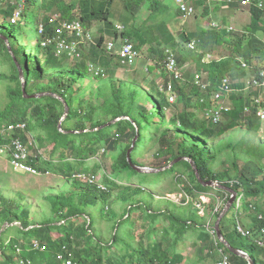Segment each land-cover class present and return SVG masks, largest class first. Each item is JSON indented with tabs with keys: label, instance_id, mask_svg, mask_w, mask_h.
<instances>
[{
	"label": "trees",
	"instance_id": "trees-1",
	"mask_svg": "<svg viewBox=\"0 0 264 264\" xmlns=\"http://www.w3.org/2000/svg\"><path fill=\"white\" fill-rule=\"evenodd\" d=\"M145 1L147 0H125V7L135 14V9L140 10L143 7ZM149 2L150 15L148 19L139 25L132 23L121 32L117 29V27H114L111 20L112 13L110 0L101 2L98 6L90 3V0H80L79 4L81 8V15L79 17L85 27L90 25L95 20L103 21L105 26L109 27L108 31L114 36V38L123 39L126 37L129 40L133 39L135 42L132 40L130 41H132L135 48L139 51V48L149 44V56L151 58L149 57V60L146 63L147 72H150L156 66L162 65H164L166 70V59L168 55L166 56L165 47L167 44L171 45L173 48H175V50H177L175 57L178 62L183 61L187 56H189L193 57L198 63H201L203 62L204 54L206 52H211V49H215L218 45L232 47L234 56L232 55L229 59H234L235 62L237 61L238 57L243 58L249 63H252V61L256 58H260V60L264 59V12L256 6L249 8L252 20L250 26H247L246 31L242 34L228 31L227 25H222L221 27L217 28H214L213 26L209 28L199 25L196 31H184L180 33L178 38H176V34H173L172 30L170 31L172 28L170 22L174 23V21H176L175 19L169 21V15L172 11L171 6L169 4L162 3L160 0H149ZM25 3H28L32 8L29 14L30 23H38V25L43 24L45 31L44 34L37 32L38 36L36 45H32L31 43L33 38L31 31L28 33L29 35L27 37H24L23 33L21 32V28L18 32L14 27L15 24L12 22H10L12 26L7 32H5V26L3 24L4 20L7 19V17H12L14 19L15 13L18 9L21 11L22 5L15 4L14 0H0V15H5L3 16V21L0 22V44L3 46L7 57L11 60L12 67L14 69V73L10 77L14 84L11 85L8 90V96L10 100L7 107H9V109L15 110L14 113L9 114L0 112V128H2L3 124L5 123L23 120L28 123V128L30 130V123L35 119V117L43 119L45 122L44 130L46 131V136L44 137L45 140L49 142H54L53 140H55V142L53 143V151L51 152L50 157H47L46 155L45 156L47 159L37 157L33 161V164L37 168L44 170L45 174H51V171H53L54 173H60L66 179L74 177L77 178L76 176L81 174L87 175L88 173L84 172V170H87L89 167L88 161L97 154V151L91 144V141L95 139L97 142L104 141L107 147H113L115 149L118 147L119 152L117 158L114 160L113 171L121 178L140 176L144 178L145 182L151 180L154 181L153 179L160 180L163 179L164 176L175 175L179 169L185 167L186 173H183L181 178L175 175L177 185L182 183L184 185L183 189L189 195L198 199V195L200 193L207 192L213 187L203 186L199 182L190 161L182 160L176 163L170 169L161 171L159 173H154L159 174L156 178L153 177L154 174L140 173L132 167L127 156L128 150L132 146L133 139L138 135L137 144L132 153L133 162L138 165H142V163L137 160L136 153H140V151L143 149V146L147 142V134L145 133L147 130H149V132L155 131L159 133L158 140L161 144L160 149L164 153L171 154V159H169V161L166 163H159V167L166 166L172 160L179 157H190L197 164L204 179H220L216 174H212L210 172L209 160L211 159V156L204 157V149L200 147V142L194 139V136L198 135L196 133H199V130L204 128L203 134L201 135L209 138L212 127L216 125H221L219 126V133L222 134L223 132L238 126H244L247 129L255 130L257 128L255 124H261L260 122H257L258 119L255 115H247L245 112V101H240L237 97L233 96L236 98H234L236 103L232 109L225 111L228 122L225 125L218 123L212 124L210 126L208 125L207 121L201 120L197 117H192V114L189 112L184 110L181 113L176 112L173 109V103H176L177 99L173 103H170L168 99L169 97L166 96L163 91H161L160 87H156L155 81H148L146 78H144L142 86H135L132 84L127 89H125L124 85L121 83H119L118 86L114 84L112 88L113 96H107L106 93L104 94L105 96L102 104L103 110L111 116V121L122 116H127V118L117 120L102 130H94L95 127L102 125V122L94 119L93 114L94 111H96L94 103H92L89 109L84 111L82 114V111L79 107L80 103L78 97L75 94V89L71 91V85H73V82L77 81V71L83 69L88 72V63L86 62L87 60L100 67L103 66L102 68L106 71L110 66L113 65V62H111L108 57L112 58L113 56L109 53H106L109 56H105L104 53H97L100 52V50L94 48L92 54L95 56V58L100 56L102 58L103 65L97 64V59L95 58L89 59L87 57L85 61V59H82V54V58L80 59L79 63H76V69H74L72 72H69L67 65L69 59L72 57H70L67 53L58 54L54 44L43 46L42 40L46 35H50L54 32V26L49 22L50 16L48 13H60L63 19L72 20L76 18V16L73 14L75 9L74 4L72 2L69 3L67 0H26ZM34 3H36V6ZM238 6L239 4L231 5V7ZM217 7L219 6H216V8ZM208 9L209 7L205 6L206 15L208 14ZM176 15L180 16V12L176 11ZM167 26L170 28H167ZM165 31L167 32L164 35ZM3 35L6 36L8 42L5 38H3ZM193 39L197 41V50H190L187 47V42ZM104 40V35L98 37L96 46L100 47ZM183 43H186L187 50L182 53L180 51L184 50L180 48H184ZM9 44L11 46L12 52L9 48ZM28 47L30 49L29 52L27 51ZM114 50L115 49L110 51L107 49V51L110 53L114 52ZM30 52H35L34 56H32V53ZM183 54H185V56ZM118 59L121 63L119 56ZM222 63L223 61L221 60L213 61L207 63V66H220ZM18 64L21 65L24 71L26 79V91L28 94L46 91L55 92L61 95L69 103L71 111L68 118L65 120L66 122H69V124L66 125V122H63V128L66 130V132L60 131L58 127L59 120L64 113V111H59L58 106L61 105L63 110H65L64 103L53 95H45L39 98L24 96L22 87L23 84L20 79ZM52 71H59L58 74L62 77V81L59 82L58 85L51 86L38 83L41 78ZM255 73V71L254 73L251 72V76ZM64 75L71 76V81L66 82V79L63 77ZM55 79L58 78L55 77ZM220 80L221 78L218 79V81ZM113 81L114 80H111L110 83ZM145 84L148 86L150 91L145 89ZM243 85L244 83L240 84V87L237 88L238 93L235 94L236 96L240 97V99H243V95L240 96L239 93V90L243 87ZM211 90L212 88H210L208 92H204L199 88L198 91H201V93L205 94L210 99ZM127 94L129 95L128 97ZM259 94V92L255 93V97ZM144 99L151 103V107L145 105ZM72 101L74 102L73 105ZM136 101H138L137 104ZM250 101L251 100H249V102ZM125 102L128 103L125 104ZM177 103H179V101ZM19 109H21L20 114L16 112V110ZM30 111H32V115L30 114ZM169 113H171L172 117H170ZM73 120H77V123L73 124V127H71L70 122ZM173 122L181 123L184 130L187 132L186 136L183 138L182 144H179L177 147L178 154L175 153V148L171 149V146L168 143L169 137L177 136V134H174L175 132H171L167 127ZM87 128L90 130L86 132L82 131ZM75 130H78L79 132H74ZM109 131H113V134H109ZM149 135V139L154 140L153 135L155 134ZM39 139L41 140V138ZM2 141L3 138L0 134V143H2ZM40 147H42V145H40ZM62 148H65L66 151L61 152L63 150ZM68 154L71 155V158L67 160ZM262 156H264V154H262ZM258 173L259 172L254 167H248L242 169L239 176L236 178H233L230 181H224L220 179V181H222V183L226 186L234 188L238 192L237 198L241 197L243 206H246L248 197L257 199L264 188V178L257 179ZM184 178H186L189 184L188 186ZM105 181V183H107L105 186L107 187L108 191L118 185V182L114 180L113 176L112 178L106 177ZM91 186H95L93 187L94 189H92ZM83 188L93 192L92 197L88 194V192L82 191L76 193L73 192L72 195H68L67 193L63 192L58 195L48 196V200L51 205V212L54 214L57 220L46 219L41 223H33V221L30 220L29 213L26 209L20 210L18 208L19 211L15 210L12 205H9L12 203V200H1L2 208L0 209V215L2 222L0 225V230L5 224H8V226L10 225L8 229L13 227H21L24 230L32 228L39 230L48 229L50 231L56 230L60 232L61 240L54 239L49 243H44L42 239L53 238L50 233L42 236V238H40L41 236L28 237L26 240H23L24 243H20L18 245V247L21 248V252L20 255H17V249L15 245L18 243L10 239L7 244V240L3 237V232L0 234V244H2V252L0 255L2 259H0V264H19L16 262V259L19 258L28 259L30 260L31 264H34V262L31 260V252H37L38 257H40V262L37 264H61V261L57 258V254L63 249L65 245L69 249V252L72 253L73 259L76 260L78 264H181L184 261V255L178 247V244L180 243L179 241L185 237L187 232L199 231L200 233H203L205 229L206 232L208 230L206 225L200 222V219L202 218L197 215L199 210L197 204L195 206L194 215L199 219H196L192 216L188 218H180L177 217L171 210H154L149 208V206H147L143 200H139L135 204H130V206L126 208L124 213L114 224V229H122V234L120 235L118 231H116L112 234L111 239L105 243L104 240L99 239L98 236L93 232L92 227H94L95 218H93L86 211V208L89 205H93L98 201L96 193L99 190V187L97 188L96 185L89 183L87 180V183L83 186ZM238 188L242 189L241 195L239 194ZM138 189L144 191L141 186ZM214 190L218 193L215 196H209L207 203H209V208L211 211H209V213L214 219L217 220L223 208L220 207L218 210H216V207L219 203V198L225 203V200L227 201L230 196H227L228 193L223 189H215L214 187ZM220 194L224 195L223 199ZM184 200H186V198H184ZM198 201L200 200L198 199ZM207 203H204L205 209L207 208ZM255 210H257L256 206ZM137 212H141L144 215L141 220H144L145 222L142 224L141 228H143L146 233H154L156 237L155 240L147 242L146 233L142 232L138 236L139 244H135L136 234L133 232L135 224L132 219V215H135ZM79 217H87L85 219L86 224L81 228L77 227V219ZM161 219H164L170 223V227L176 234V238L172 239L170 237L169 231L165 229L164 226L159 224ZM14 222H18L19 225H11ZM128 223L130 224L129 243L126 240V227ZM256 225H258V223ZM261 225H264V219L261 222ZM224 229L225 224L223 218L221 222V230L223 231ZM160 230L161 234L159 232ZM235 233L233 236H228L225 233L224 234L232 246L245 250L243 243L235 242ZM119 235L121 244L124 247L128 246L129 250L120 254L113 252L109 254L110 258L108 257V259H105L103 253L104 251L99 252V250H95L97 247L99 249L103 247H109L113 250L114 247H116L117 237ZM33 239L39 240L42 245L46 246V248L44 250L32 249L30 242ZM82 242L87 243V245L83 246V248L81 247ZM214 242L217 246L215 244L213 245L212 242V244L209 245L206 254L204 256H199L197 264H204V261H207L209 258L215 260L217 263L219 254H217L215 250L218 247L224 252L231 254V260L233 264H249L246 259L233 254L218 238H215ZM262 251V247H259L255 242L251 241V248L247 252H249L257 264H264V261L259 258Z\"/></svg>",
	"mask_w": 264,
	"mask_h": 264
},
{
	"label": "rangeland",
	"instance_id": "rangeland-1",
	"mask_svg": "<svg viewBox=\"0 0 264 264\" xmlns=\"http://www.w3.org/2000/svg\"><path fill=\"white\" fill-rule=\"evenodd\" d=\"M14 1L15 4L21 3L20 1ZM67 1L74 4L75 9L73 11V14L74 16L79 17L81 15V8L79 4L80 0ZM110 1L112 13L111 20L115 28L118 24H123L125 28L132 23L138 25L142 24L148 19L150 15L149 0L145 1L143 7L140 10L135 9V14L126 9L125 0ZM101 2H106V0H90V3H93L96 6H98ZM20 5H22V12L20 11V9H18L15 13L14 19L12 17H7V19L4 20V31L7 32L9 30V28L12 26L10 22H12L15 24L14 27L18 32L21 28V32L23 33L24 37H27L29 35L28 33L31 31L33 36L31 43L32 45H36L39 32L37 30L38 23L31 24L29 20V14L32 8L28 3L22 2ZM34 5L36 6V3H34ZM194 6L196 8V14L193 17L189 18L188 20H185L184 18L180 20L178 15H175L173 18L176 21H174V23L170 22L172 27L170 31L172 30V33L176 34V38H178L180 36V33L184 31H196L199 25L209 28L212 26L214 28H217L213 25L214 22H217L220 25H227L229 27L232 26L234 28L231 30L232 33L242 34L246 31V27L250 26L252 20L249 8L247 7L219 6L216 8L208 6L205 0H201L200 2L199 0H195ZM205 6L209 7L207 15L205 13ZM53 14L56 13H48L50 17ZM3 16L5 15H0V22L3 21ZM168 27L169 26H167V28ZM108 28L109 27H106L103 21L98 20H95L90 25H88L86 29L92 32L94 41L97 42V38L101 35L105 36V40L100 47L96 46L97 43H84L81 45V52L83 54L82 59H85V61L87 57L89 59L95 58V56L92 54L94 48L100 50V52L97 53H104L105 56L107 55L106 53H109L113 56L112 58L108 57V59L113 62V65L110 66L106 71L104 70L106 72V75L103 77H93L90 72H86L85 70L81 69L76 73L77 81L73 82V85H71V91L75 89V94L78 97L80 103L79 107L82 111V114L84 113V111L89 109L92 103H94L96 108V111H94L93 114L94 119L102 122V125L111 122V116L103 110L102 104L105 93L107 94V96H113L112 88L114 84L118 86V84L121 83L124 85V88L127 89L132 84L135 86H142L144 78H146V80L148 81L153 80L155 81L156 87H160V89L161 87L163 88L161 91H163L166 96H176L177 102L179 101V103L172 102L174 104L173 109L176 112L181 113L184 110L191 113L192 117H197L201 120H205V107L210 104V99L205 94L201 93V91H198L199 88H197V86L195 85L196 83L194 80L197 74H201L206 82H210L212 84L211 87L204 90V92H208L210 88H212V90L210 91L211 97L215 87L225 76H229L230 78H232L233 87L236 88L234 92H237V88H239L240 84L243 83L244 85L241 89L244 90V86L249 79L248 77L251 76V72L254 73L253 71L241 69L237 61L235 62L234 59H229L232 55L234 56V53L232 51V47L225 45H218L215 49H211V52L214 54L215 58H220L221 61H223L222 65L207 66V62L198 63L193 57L187 56L183 61L178 62L179 72L181 75V78L179 79L174 78V76L170 72L165 70L164 65L156 66L150 72L146 71V63L150 57L149 44H146L139 48L140 56L135 64L129 66L124 65L119 62L116 52L117 50H114V52H112L113 54L107 51V43L109 41H115L116 39L112 38L114 36L108 31ZM166 32L167 31L164 32V35ZM130 40L133 41V39ZM183 47L184 48H180L184 50L180 51L182 53L187 50L186 43H183ZM27 51H30L29 47L27 48ZM171 52H173L175 55L177 54V50H175V48H173L171 45L167 44L165 47L166 56ZM30 53H32V56H34L35 52ZM183 55L185 56V54ZM71 59H69L67 65L69 72H72L74 69H76V63H79L80 61L79 58ZM95 59H97V64L103 65L102 58L100 56H97ZM86 62L88 63V65L92 63L89 60H87ZM252 65L257 67L264 66V59L260 60V58H256L252 61ZM58 72L59 71H52L46 74L38 81V83L51 86L58 85L59 82L62 81V77L58 74ZM13 73L14 69L12 67L11 60L7 57L3 46L0 44V112H3L4 114L15 112V110L9 109V107H7L10 100L8 96V90L9 87L14 84L10 78ZM55 77L58 79H55ZM63 77L66 79V82L71 81V76L64 75ZM220 78L221 80L218 81V79ZM111 80L114 81L110 83ZM168 87H170V90L168 89ZM145 89L150 91L146 84ZM249 93L250 90H247L248 96L251 95ZM128 96L129 95L127 94V97ZM203 98L204 101L202 102ZM231 98L232 96L230 94V96H228L223 103L229 106L230 104L227 103V101L228 99L231 100ZM127 103L128 102H125V104ZM137 103L138 101H136V104ZM144 103L148 107H151V103L149 101L144 99ZM235 103L236 102H234V104ZM73 104L74 102L72 101V105ZM58 109L60 112L64 111L61 105L58 106ZM229 109H232V107H230ZM16 112L20 114L21 109L16 110ZM30 114L32 115V111H30ZM169 114L170 117H172L171 113ZM257 119V122H260L261 124L256 123L255 126H257V128L255 130L247 129L244 126H238L220 134L219 126L221 125H216L212 127L210 133L211 135L209 138L201 135L203 134L204 128H201L199 130V133H196L198 135H195L194 139L198 140L200 142V147L204 149V157L211 156V159L209 160V167L212 174H216L221 180L230 181L231 179L239 176L242 169L254 167L259 172L257 179L264 178V156H262V154H264V121H261L259 118ZM227 122L228 118L224 113L223 119L220 124L225 125ZM75 123H77V120H73L72 122H70V126L73 127V124ZM44 124L45 122L43 121V119L35 117V119L30 123V131L35 136L38 144L42 145L41 149L44 151L45 155L47 157H50V154L53 151V143L55 142V140H53L54 142L45 140L44 137L46 136V131L44 130ZM68 124L69 122H66V125ZM208 125L211 126L212 124L208 123ZM167 127L171 132H175L174 134H177V136L175 137H169L168 143L171 146V149L175 148V153L178 154L177 147L179 144H182L183 138L184 136H186L187 132L184 130L183 125L179 122H173ZM109 134H113V131H109ZM145 134H147V142L143 146L142 151H140V153H136V158L139 162L142 163V166L159 168L158 164L166 163L167 161H169V159H171V154L164 153L160 149L161 144L158 140V132H149V130H147ZM149 134H155L153 135L154 140L149 139ZM39 138H41V140ZM91 144L97 151V154L88 161L89 167L87 170H84V172H87L88 174L86 176L77 175V178L74 177L66 179L60 173H54L53 171H51V174H45V171L42 169V174L40 175L17 172L14 171L10 166L6 155L0 156V209L2 208L1 200H12V203H10L9 205H12L13 208L17 211H19V209H26L29 213V218L31 221H33V223H41L46 219L57 220V218L51 212V205L48 200V196L58 195L63 192L67 193L68 195H72L73 192L76 193L82 191L88 192V194L92 197L93 192L83 188V186L86 185L87 180L89 181V183H91L89 179L92 175H95V180L91 184L96 185V187L98 188L101 184L107 185V183H105L106 177L112 178L113 176L114 180L118 182V185L111 188L110 191H108V189L104 190L98 188L99 190L96 193L98 201L86 208V211L93 218H95V224L94 227H92L93 232L98 236L99 239L104 240L106 243L111 239L112 234L116 231H118L120 235L122 234V229L115 230L114 224L121 217L126 208L130 206V204H135L139 200H143L151 209H167L173 211L177 217L188 218L191 216L195 217V206L199 202L198 199L201 200L200 196H206L208 202L209 196H215L218 193L214 190L213 187L207 192L200 193L198 195V199L189 195L183 189L184 185L182 183L177 185L175 178L176 176H179V178H181L182 174L186 173L185 167L179 169L175 173L176 176L167 175L160 180L153 179L154 181L151 180L145 182L144 178L140 176L121 178L113 171L114 160L115 158H117L119 152L118 147H116V149L113 147H107L104 141L97 142L95 139L91 141ZM62 149L63 150L61 152L66 151L65 148ZM67 156V160L71 158L70 154H68ZM35 159L36 158H34V160ZM259 169L261 172L259 171ZM158 175L159 174H154L153 177L156 178L158 177ZM184 179L186 180V178ZM209 179L220 181V179L216 178H208L207 180ZM188 185L189 184L187 182V186ZM140 186L142 187V189H144V191L138 189ZM91 187L92 189H94L93 187L95 186ZM238 191L241 195L242 189L238 188ZM227 193V196L231 197V194L229 192ZM220 196H222V199L224 198V195L220 194ZM184 198H186V200H184ZM238 199H241V197L237 198V201ZM219 200L221 199L219 198ZM227 201L225 200L224 203L222 200L220 207H224ZM206 206L207 208L205 209L204 214H202L198 210L197 215L202 218L200 219V222L204 223L208 230L206 232L205 229L203 233H200L199 231L187 232L185 237L179 241L180 243L178 244V247L184 255V261L181 264H197L199 256H204L206 254L209 245H211L212 242L214 245V240L212 239L210 234L213 233V231L211 230L214 228L216 219H214L209 213V203H207ZM255 206L257 207V210H255ZM260 213H263L264 215V188L262 189L260 196L257 199L248 197L246 206H243L241 201L240 206L237 209L232 206V208L224 217V224L229 228H234L235 222L239 220L245 226L249 227L252 224V227H254L258 223L256 221V214ZM143 217L144 215L141 212H137L135 213V215H132V219L135 224L133 228V232L136 234L135 244H139L138 236L142 232L146 233V231L141 228L142 224L145 222L144 220H141V218ZM86 218L87 217H79L77 219L78 228H81L86 224ZM195 218L199 219L198 217ZM1 222L2 218L0 215V225ZM159 224L164 226V228L169 231L170 237L172 239L176 238V234L171 229L170 223L168 221L161 219ZM9 227L10 225H3L0 230V234L4 232L3 237L7 240V244L10 239H12L14 242H17L18 244L15 245L16 249L18 248V245L20 243H24L23 240H26L28 237L41 236L40 238H42V236L50 233L53 238L42 239L44 243H49L54 239L61 240L60 232L56 230L50 231L48 229L39 230L34 228L24 230L21 227H13L8 229ZM129 227L130 224L128 223L126 227V240L128 243L130 242ZM159 232L161 234V230ZM120 235L117 237L116 247H114L113 250L109 247H103L101 249L97 247L95 248V250H99V252L104 251L103 253L105 259H108V257L110 258L109 254L113 252L120 254L124 251L129 250L128 246L124 247L121 244ZM234 237L236 238L237 243H243V247L248 251L250 250L251 240L249 238L242 237L237 233L234 235ZM155 238L156 237L154 233H146L147 242H151V240H155ZM85 245H87L86 242L81 243L82 248ZM1 246L2 244H0V255L2 252ZM16 253L19 252L16 250ZM31 254V260L34 262V264L39 263L40 257H38L37 252H31ZM228 254L231 256L230 253ZM0 259H2L1 256ZM214 263L215 260L210 258L207 261H204V264Z\"/></svg>",
	"mask_w": 264,
	"mask_h": 264
},
{
	"label": "built area",
	"instance_id": "built-area-1",
	"mask_svg": "<svg viewBox=\"0 0 264 264\" xmlns=\"http://www.w3.org/2000/svg\"><path fill=\"white\" fill-rule=\"evenodd\" d=\"M26 2V0H17ZM195 0H175L178 11L180 12V18L188 20L196 14V8L194 6ZM206 4L211 7L222 6L231 7L233 4H239L241 7L250 8L256 6L264 12V0H205ZM180 19V20H181ZM49 22L54 26V32L50 35H46L42 40V45L46 46L49 44H54L58 54L67 53L72 58H82L81 45L87 41H92L93 36L90 30L86 29L80 17H76L72 20L63 19L61 14L56 13L50 17ZM222 25L216 24V27H221ZM117 29L121 32L125 29L123 24H118ZM234 29L232 26H228V30ZM45 28L43 24L38 25V32L44 34ZM123 45L118 50V56L120 61L124 65H133L138 60L140 56V51L137 50L128 38H123ZM187 47L190 50H197V41L195 39L187 42ZM115 48L114 41H109L107 43V49L113 50ZM221 59L215 58L212 52H206L203 56V62H213L220 61ZM237 62L241 69L247 71H255L256 73L252 75L246 82L245 88L252 90H262V95L254 98L251 105H245V112L248 115H255L261 121H264V66H253L252 63L244 60L241 57L237 58ZM166 70L170 72L174 78H181L179 72L178 61L175 54L172 52L168 55L166 59ZM88 72H90L93 77L95 76H105L106 72L104 69L94 63L88 65ZM195 85L199 87L202 91L211 87L210 82H206L201 74L195 76ZM163 88L161 87V90ZM170 90V87H168ZM235 91L233 87L232 78L225 76L220 83L215 87L210 97V104L205 107L204 118L207 123L218 124L222 121L225 111H228L230 106L224 104V100L230 96L232 92ZM171 102L176 101L175 95L168 96ZM204 98L202 99V102ZM0 134L2 135L3 141L0 143V156L6 155L8 162L12 169L17 172H23L28 174H42V170L37 168L34 164V158L42 157L47 159L44 151L38 144L35 136L31 133L28 128V123L23 120L16 122H8L3 124L0 128ZM48 173V172H46ZM86 176L85 174H81ZM88 178V177H87ZM90 182H94L95 175H92L89 179ZM99 188L106 190L105 185H99ZM200 201L197 203L199 211L204 214L205 206L204 203L207 202L206 196H200ZM241 199H238L236 203V209L240 206ZM222 201L216 207V210L220 208ZM239 203V204H238ZM238 204V205H237ZM258 225L254 227H247L239 220L236 221L235 229L237 233L245 238H249L251 241L255 242L259 247L264 248V225L261 222L264 219L263 214L256 215ZM213 235L217 237L216 231L212 229ZM32 249L44 250L45 245H42L39 240L33 239L30 242ZM17 255H20L21 248L18 247ZM223 251V250H222ZM224 252V251H223ZM58 260L61 264H78L76 260L73 259L72 253L65 245L63 249L57 254ZM19 264H31L30 260L19 258L16 259ZM218 264H231L230 255L227 253L222 254L221 260Z\"/></svg>",
	"mask_w": 264,
	"mask_h": 264
},
{
	"label": "water",
	"instance_id": "water-1",
	"mask_svg": "<svg viewBox=\"0 0 264 264\" xmlns=\"http://www.w3.org/2000/svg\"><path fill=\"white\" fill-rule=\"evenodd\" d=\"M3 38H5L6 41L8 42V39L6 38V36L3 35ZM9 48H10V46H9ZM10 50H11V48H10ZM11 52H12V50H11ZM18 68H19V73H20V79H21L22 84H23L22 87H23V91H24V96L32 97V98H39V97H42V96H45V95H53V96L59 98L64 103L65 110H64L63 116L59 120L58 127H59L60 131L66 132V130L63 128V122L68 118V116L70 114V111H71L69 103L61 95H59V94H57L55 92L46 91V92H39V93H35V94H28L27 91H26V79H25L24 71H23V69H22L20 64H18ZM122 118H127V116L126 117H124V116L118 117V118H116L115 120H113L111 122H108V123L103 124L101 126L95 127L94 130H102V129L108 127L109 125H111L112 123L116 122L117 120H121ZM89 130L90 129L87 128V129H84L82 131L86 132V131H89ZM74 132H79V131L75 130ZM137 140H138V135L133 139L132 146L129 148L127 156H128V160H129L130 164L132 165V167L135 170H137L138 172L143 173V174L159 173L161 171H165L167 169L172 168L179 161L187 160V161L191 162L192 167H193V169L195 171L196 177H197V179L199 180V182L203 186H210V187H215V188H218V189H223L224 191H227V192H229L231 194L230 199L226 202V204L222 208V211H221L219 217L217 218V220L215 221V224H214V229L216 230L217 238L233 254L246 259L249 264H257L256 261L252 258V256L248 252H246L245 250H242V249H239V248H236V247L232 246V244L229 242V240L226 238L225 234L221 230V222H222L223 218L225 217V215L229 212V210L232 208V206L236 208L238 192L234 188L228 187V186H226L225 184H223L222 182H220L218 180H213V179L206 180V179H204L202 177L200 171H199V168H198L197 164L190 157H179V158H176V159L172 160L168 165L163 166V167H159V168L150 167V166H142V165H138V164L134 163L133 159H132V153H133V151L135 149V146L137 144ZM15 224H18V222H14L11 225H15Z\"/></svg>",
	"mask_w": 264,
	"mask_h": 264
},
{
	"label": "crops",
	"instance_id": "crops-1",
	"mask_svg": "<svg viewBox=\"0 0 264 264\" xmlns=\"http://www.w3.org/2000/svg\"><path fill=\"white\" fill-rule=\"evenodd\" d=\"M162 3H164V4H169L170 6H171V12H170V21H172V20H174V16L176 15V11L177 12H179L178 11V9H177V6H176V4H175V0H160ZM201 0H199V2H200ZM209 10V9H208ZM178 17H179V15H178ZM180 18V17H179ZM181 19V18H180ZM112 38H114V37H112ZM108 41V40H107ZM121 41H122V38H118V39H115V50H117L116 52L118 53V50H119V48L121 47L120 45H121ZM93 44H94V42H93ZM246 85V84H245ZM240 87V86H239ZM236 89V88H235ZM247 90H250V93L249 94H251V95H247ZM238 91V90H237ZM239 92L240 93H242V94H240V96H242L243 95V99H240V97H238V96H236L235 94L236 93H238V92H232L231 93V96H232V98H231V100L230 99H228V101H227V103H229L230 105V107H233L234 106V102H236V98L235 97H237L240 101H245V103H247V102H249V100H251L249 103H247V104H249V105H251L252 104V102H253V100H254V98H255V93H260L259 95H262V90H252V89H246L245 88V86H244V90H242V89H240L239 90ZM259 95H256V97L257 96H259ZM233 96H235V97H233ZM233 98H235V99H233ZM260 214H263V213H260ZM257 215V214H256ZM256 221H257V218H256ZM236 224V223H235ZM248 227V226H247ZM249 227H252V224H251V226H249ZM235 229V225H234V228H229L227 225L225 226V229L223 230L224 232L223 233H225V234H227L228 236H233V234L235 233V231H236V229ZM236 233H237V231H236ZM235 233V234H236ZM238 234V233H237ZM211 235V237H212V239L213 240H215V236L214 235H212V234H210ZM239 235V234H238ZM217 238V237H216ZM235 242L237 243V240H235ZM194 243V242H193ZM214 244L216 245V243L214 242ZM217 246V245H216ZM242 250H244V249H242ZM216 253L217 254H219L218 255V260H217V263L216 264H218V262L221 260V258H222V254L223 253H226V252H223L222 251V249L221 248H216ZM245 251H246V249H245ZM248 251V250H247ZM246 251V252H247ZM249 253V252H248ZM228 254V253H227ZM231 257V256H230ZM262 261H264V248H263V251L261 252V255H260V257H259ZM230 260H231V258H230ZM231 264H233L232 263V261H231Z\"/></svg>",
	"mask_w": 264,
	"mask_h": 264
},
{
	"label": "bare ground",
	"instance_id": "bare-ground-1",
	"mask_svg": "<svg viewBox=\"0 0 264 264\" xmlns=\"http://www.w3.org/2000/svg\"><path fill=\"white\" fill-rule=\"evenodd\" d=\"M216 24H217V22H214V23H213L214 26H216ZM228 31H231V30H228ZM90 33L92 34L91 31H90ZM92 36H93V34H92ZM87 42H89V43H93V42L96 43V41H94V39H93L92 41H87ZM87 42H86V43H87ZM114 43H115V41H114ZM123 43H124V42H123V39H122V41H121V46L123 45ZM237 196H238V195H237ZM215 231H216V230H215Z\"/></svg>",
	"mask_w": 264,
	"mask_h": 264
}]
</instances>
